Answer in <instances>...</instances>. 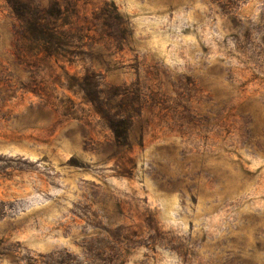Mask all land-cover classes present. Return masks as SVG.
<instances>
[{
	"label": "rangeland",
	"instance_id": "obj_1",
	"mask_svg": "<svg viewBox=\"0 0 264 264\" xmlns=\"http://www.w3.org/2000/svg\"><path fill=\"white\" fill-rule=\"evenodd\" d=\"M0 264H264V0H0Z\"/></svg>",
	"mask_w": 264,
	"mask_h": 264
}]
</instances>
